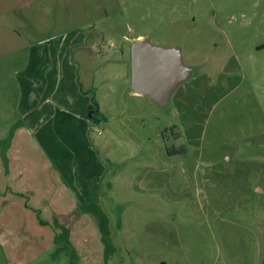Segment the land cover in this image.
Masks as SVG:
<instances>
[{
    "label": "rangeland",
    "instance_id": "obj_1",
    "mask_svg": "<svg viewBox=\"0 0 264 264\" xmlns=\"http://www.w3.org/2000/svg\"><path fill=\"white\" fill-rule=\"evenodd\" d=\"M135 40L180 51L168 103L133 87ZM20 128L71 167L99 264H264V0H0V137Z\"/></svg>",
    "mask_w": 264,
    "mask_h": 264
},
{
    "label": "crops",
    "instance_id": "obj_2",
    "mask_svg": "<svg viewBox=\"0 0 264 264\" xmlns=\"http://www.w3.org/2000/svg\"><path fill=\"white\" fill-rule=\"evenodd\" d=\"M23 132L20 128L11 141L0 137V254L7 259L0 258V264H51L57 251L53 244L63 250L58 258L75 249L87 264H99L102 248L90 255L91 224L68 179L71 167L27 154ZM35 208L49 224L39 222Z\"/></svg>",
    "mask_w": 264,
    "mask_h": 264
},
{
    "label": "water",
    "instance_id": "obj_3",
    "mask_svg": "<svg viewBox=\"0 0 264 264\" xmlns=\"http://www.w3.org/2000/svg\"><path fill=\"white\" fill-rule=\"evenodd\" d=\"M183 64L178 49L144 40L132 43L133 87L151 94L160 103L169 102L174 83L186 74Z\"/></svg>",
    "mask_w": 264,
    "mask_h": 264
},
{
    "label": "trees",
    "instance_id": "obj_4",
    "mask_svg": "<svg viewBox=\"0 0 264 264\" xmlns=\"http://www.w3.org/2000/svg\"><path fill=\"white\" fill-rule=\"evenodd\" d=\"M35 211H36V213H37V216H38L39 222H40L41 224H45V225H46V224H49V222H48L47 220H45L44 218H42L40 209H36V208H35Z\"/></svg>",
    "mask_w": 264,
    "mask_h": 264
}]
</instances>
